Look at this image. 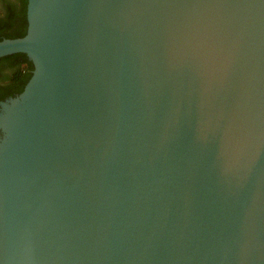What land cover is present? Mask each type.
Returning a JSON list of instances; mask_svg holds the SVG:
<instances>
[{
    "label": "water",
    "instance_id": "obj_1",
    "mask_svg": "<svg viewBox=\"0 0 264 264\" xmlns=\"http://www.w3.org/2000/svg\"><path fill=\"white\" fill-rule=\"evenodd\" d=\"M0 107V264H264V0H28Z\"/></svg>",
    "mask_w": 264,
    "mask_h": 264
},
{
    "label": "trees",
    "instance_id": "obj_2",
    "mask_svg": "<svg viewBox=\"0 0 264 264\" xmlns=\"http://www.w3.org/2000/svg\"><path fill=\"white\" fill-rule=\"evenodd\" d=\"M7 3L4 4V11L6 14L5 18L0 19V40L4 37L7 38H18L22 37L27 33L28 28V20H27V5L28 0H7ZM11 58H20L22 56L23 59L19 62V72L18 76L21 75L22 68L25 69L23 73L26 76V84L32 76L33 63L28 58L25 53H15ZM9 56V57H10ZM25 84V85H26ZM24 88H20V92H22Z\"/></svg>",
    "mask_w": 264,
    "mask_h": 264
},
{
    "label": "flooded vegetation",
    "instance_id": "obj_3",
    "mask_svg": "<svg viewBox=\"0 0 264 264\" xmlns=\"http://www.w3.org/2000/svg\"><path fill=\"white\" fill-rule=\"evenodd\" d=\"M6 1L7 0H0V19L6 17L4 11L5 10L4 4L7 3ZM9 56L10 55L0 57V107L2 102L7 101L10 98L19 95L21 93L19 91L20 88L21 87L25 88L26 86L25 85L26 76L23 75L25 69L22 68L21 75L17 77L19 72V62L21 59H23L22 56L20 58H16V57L11 58L12 56L10 57ZM33 70H34V63H33ZM33 70H31L32 73Z\"/></svg>",
    "mask_w": 264,
    "mask_h": 264
}]
</instances>
